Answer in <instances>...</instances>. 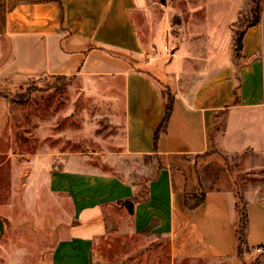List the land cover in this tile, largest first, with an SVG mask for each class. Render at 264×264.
Listing matches in <instances>:
<instances>
[{
    "label": "crops",
    "instance_id": "obj_1",
    "mask_svg": "<svg viewBox=\"0 0 264 264\" xmlns=\"http://www.w3.org/2000/svg\"><path fill=\"white\" fill-rule=\"evenodd\" d=\"M241 1L233 0L232 9L228 0L210 3L208 29L188 28L183 34L178 23L182 41L172 33L175 44L166 39V51L153 55L155 34L149 39L141 0H0V142L8 124L4 88L55 76L78 80L80 91L94 100L102 97L104 103L94 105L102 112L104 130H120L119 139L107 134L104 151L60 148L54 161L36 163L24 173L26 182L12 171L11 197L24 192L30 204L44 191L49 199L37 200L34 208L58 211L44 264H133L129 257L104 258L95 250L103 236L122 231L117 217L124 216L130 226L124 223L123 230L164 240L173 264H264V245L261 252L256 251L259 245L249 246L257 220L264 229V216L257 212L260 201L244 200L247 225L239 251L235 187L206 186L198 172V161L213 151L212 131L221 113L225 125L218 143L230 151L251 146L252 120L264 113V25L257 21L242 30L236 52L230 23ZM216 6L223 10L219 25L212 17ZM199 36L202 48L194 44ZM167 85L173 94L171 111L165 130L155 137L166 116ZM32 154L35 159L40 155ZM105 154L115 159L152 156L156 162L140 165L139 175L128 178L117 161L110 170L101 168ZM91 155L98 165L84 166ZM189 190L205 192L195 208L184 203ZM125 200L132 202V211Z\"/></svg>",
    "mask_w": 264,
    "mask_h": 264
},
{
    "label": "rangeland",
    "instance_id": "obj_2",
    "mask_svg": "<svg viewBox=\"0 0 264 264\" xmlns=\"http://www.w3.org/2000/svg\"><path fill=\"white\" fill-rule=\"evenodd\" d=\"M217 1L219 0H141L148 16L149 39L150 36L153 39L155 34V48L158 50L154 49L153 55H157V51L162 53L166 51L164 48L166 39L167 43L170 42V46L175 44V35L177 41L179 39L182 41L178 23L182 25L183 34L188 28L191 31L203 27L208 29L207 24L209 23L206 21V16L210 17L207 14L211 8L210 3ZM228 1L232 9L234 2L233 0ZM212 8H214L212 17L219 25L220 16L223 13L222 7ZM237 17L240 23L257 19L264 25V0H242ZM167 29L171 31L168 35H166ZM194 40H196L194 44L202 48V37L199 36ZM195 57V63L200 69L203 65L202 61L198 55L195 54ZM198 69L196 74L199 72ZM194 76L197 77L195 73ZM169 86L167 85L165 89L170 90ZM81 87V83L76 79L55 76L26 82L21 86H8L3 90L7 102L8 124L6 134L0 142V162L6 160L3 168H0V264H44L46 252L52 241L49 238L52 226L59 221L58 211L50 214L49 209L48 212L42 209L38 212L34 208L37 200L49 199V195L44 191L37 194L36 199L30 204L25 200L24 192L23 197H21L22 193L18 197L15 195L11 197L12 171L17 176L21 174V181H24V173L36 163L44 166L48 165L51 160L54 161L55 157L60 156L59 152L62 147L70 151L90 153L105 150L104 139L106 136L109 137L107 134L119 139V129L104 130L105 121L100 119L102 112L95 108L94 103H104L103 98L99 97L98 101L94 100L82 93ZM224 125L225 114L221 113L212 131L215 141L213 151L204 154L209 156L198 161V172L203 176L202 179L206 186L235 187L239 197V208L246 199H249L248 203L260 201L261 206L257 212L263 218L264 113H260L256 119L252 120V132L247 133V136L252 139V147L249 145L238 151L221 148L218 141L222 140ZM11 153L15 155L14 158L10 155ZM32 153H40L38 159H35ZM48 153L52 154L48 155ZM86 155L89 156V154ZM112 155L105 154L102 160L99 155H96L104 164L101 168L110 170L117 161V169L128 178H135L139 175L137 169L140 165L156 162L152 156L120 155L115 159ZM85 161L84 166L98 165L94 155L86 158ZM151 173L153 171L147 172L146 175ZM190 178H193L192 175ZM26 181L27 178H25ZM20 186L22 189L23 184ZM195 191L189 190L188 192ZM34 212H38V218ZM117 219L130 226L126 216L117 217ZM36 221L39 225H35ZM256 222L257 229L253 232L256 237L251 238L252 242L249 243L253 250L257 245L260 247L264 245L260 244L261 241L264 243L262 222L258 220ZM123 224L119 234L109 233V236L106 234L95 243V250L100 256L104 258L129 257L133 260V264H173L164 240H156L130 232L127 227L123 230ZM174 263L194 264V261L179 260Z\"/></svg>",
    "mask_w": 264,
    "mask_h": 264
},
{
    "label": "trees",
    "instance_id": "obj_3",
    "mask_svg": "<svg viewBox=\"0 0 264 264\" xmlns=\"http://www.w3.org/2000/svg\"><path fill=\"white\" fill-rule=\"evenodd\" d=\"M254 22H257V19H255ZM249 23L250 21L248 20H246L245 23H240L238 20V17L233 22L230 23V28L233 31V35H234V40H233L234 45H235L236 36L240 32V30H244L246 27H248L250 25ZM236 52L239 53L240 50H236ZM165 95L167 99L166 116L163 119L159 128L157 129L155 133V137L158 135L160 131L165 130L166 120L171 111L173 94L171 93L169 89H165ZM204 197H205V192L203 190H199L197 192L196 191L195 192H184V195H183L184 203L188 208H195L196 206L200 205L203 202ZM144 198H146V196ZM246 225H247V215H246L245 202L243 201L242 207L239 208V223L237 227V249L239 251L244 249L243 245L245 243Z\"/></svg>",
    "mask_w": 264,
    "mask_h": 264
},
{
    "label": "water",
    "instance_id": "obj_4",
    "mask_svg": "<svg viewBox=\"0 0 264 264\" xmlns=\"http://www.w3.org/2000/svg\"><path fill=\"white\" fill-rule=\"evenodd\" d=\"M255 21V19H253L252 21H250V23L249 24H252L253 22ZM242 36H243V31L242 30H240V32L238 33V35L236 36V39H235V46H234V48L236 49V50H239V49H241V46H242ZM125 203H127L128 204V206H129V211H132V202L130 201V200H125Z\"/></svg>",
    "mask_w": 264,
    "mask_h": 264
},
{
    "label": "built area",
    "instance_id": "obj_5",
    "mask_svg": "<svg viewBox=\"0 0 264 264\" xmlns=\"http://www.w3.org/2000/svg\"><path fill=\"white\" fill-rule=\"evenodd\" d=\"M262 250H263L262 247H260V246L256 247V251H257V252H261Z\"/></svg>",
    "mask_w": 264,
    "mask_h": 264
}]
</instances>
